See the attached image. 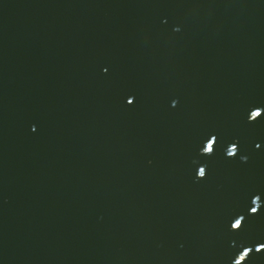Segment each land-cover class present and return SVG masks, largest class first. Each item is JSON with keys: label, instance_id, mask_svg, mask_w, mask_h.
<instances>
[{"label": "water", "instance_id": "water-1", "mask_svg": "<svg viewBox=\"0 0 264 264\" xmlns=\"http://www.w3.org/2000/svg\"><path fill=\"white\" fill-rule=\"evenodd\" d=\"M0 264H264V0H0Z\"/></svg>", "mask_w": 264, "mask_h": 264}]
</instances>
